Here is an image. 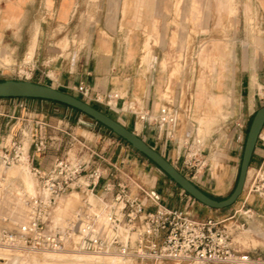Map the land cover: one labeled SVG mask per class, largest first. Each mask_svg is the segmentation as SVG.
<instances>
[{
  "label": "crops",
  "instance_id": "0c3cea01",
  "mask_svg": "<svg viewBox=\"0 0 264 264\" xmlns=\"http://www.w3.org/2000/svg\"><path fill=\"white\" fill-rule=\"evenodd\" d=\"M250 1L257 29L245 40L230 32L238 40L222 41L212 56L201 52L200 41L191 62L188 37L179 35L174 45L176 0H0V60L14 63L13 72L0 66V82L17 80V67L32 52L25 67L32 82L85 101L75 91L84 83L102 100L90 105L135 132L208 196L224 200L237 186L251 124L264 106V0ZM175 55L182 58L176 62ZM64 107L73 109L42 99L0 98V143L22 142L43 170L70 152L126 183L148 211L166 207L195 220H222L247 202L264 214V200L248 195L254 169L264 168V129L243 195L217 210L188 195L104 126L63 117ZM172 112L175 123L161 118ZM38 138L47 139L42 152L36 151ZM189 145L202 153L199 173L180 158ZM75 207L65 202L62 216Z\"/></svg>",
  "mask_w": 264,
  "mask_h": 264
},
{
  "label": "built area",
  "instance_id": "2783aa9c",
  "mask_svg": "<svg viewBox=\"0 0 264 264\" xmlns=\"http://www.w3.org/2000/svg\"><path fill=\"white\" fill-rule=\"evenodd\" d=\"M18 78L31 81L32 74L19 71ZM75 91L87 103L102 102L84 83ZM161 118L176 122L173 112ZM47 146L46 138L35 142L37 152ZM183 151L180 158L186 168L199 173L205 166L202 153L190 145ZM23 164L36 178L37 188L25 198L28 222L23 233L0 229V251L100 264H264L261 253L242 250L238 241L252 225L264 221V214L247 202L222 220H195L166 207L148 211L126 183L107 178L101 168L87 166L70 152L43 170L22 142L0 143V169ZM248 195L264 200L263 167L254 169ZM70 197H77L80 204L62 216L64 200Z\"/></svg>",
  "mask_w": 264,
  "mask_h": 264
},
{
  "label": "rangeland",
  "instance_id": "374dc122",
  "mask_svg": "<svg viewBox=\"0 0 264 264\" xmlns=\"http://www.w3.org/2000/svg\"><path fill=\"white\" fill-rule=\"evenodd\" d=\"M250 2V0H176L174 45L178 46L179 35H186L191 47V62H194L192 59L194 57L193 52L199 47L200 41L202 42L201 49H203L201 52L205 54V52L211 51L212 56L215 48L222 41L224 43L237 41L238 39L234 37L236 32H238L239 40H245L249 33L254 32L259 26L257 11ZM230 32L234 34L233 39H231ZM173 58L177 60L181 59L182 56L178 58L175 55ZM30 62L32 60L27 63L26 59L25 62L21 63V67H17V76H19V71L24 74L28 72L25 67ZM5 65L12 70L10 72L14 71V63L11 58L0 60V66ZM180 75V70L173 71L175 79L179 80ZM2 80H11V78L5 77ZM61 114L68 120L71 119L76 124L79 123V125L102 126L91 117L73 109L64 107ZM36 188V178L30 170L26 169L25 171L22 165H16L10 169H0V229H7L18 235L23 233L28 222L25 198ZM68 200L74 203L76 201V206L80 204L77 197L66 198L64 203ZM240 207H236V210ZM73 210L65 213L64 216H69ZM238 241L242 250L252 253L257 251L264 256V221L252 225L238 237ZM0 253L6 254L3 256L8 258L9 264H100L88 259L75 262L59 261L51 254L27 253L20 250Z\"/></svg>",
  "mask_w": 264,
  "mask_h": 264
},
{
  "label": "water",
  "instance_id": "95a60500",
  "mask_svg": "<svg viewBox=\"0 0 264 264\" xmlns=\"http://www.w3.org/2000/svg\"><path fill=\"white\" fill-rule=\"evenodd\" d=\"M0 98L42 99L57 102L78 110L113 132L116 136L128 142L136 151L143 154L146 158L157 165L188 195L201 204L217 210H223L234 206L243 195L254 151L264 129L263 106L256 112L250 127L236 188L227 199L216 200L208 196L190 179L185 177L174 165H172L159 152L146 144V142H144L135 132L129 130L108 114L71 94L62 92L52 86H46L28 80L11 79L0 82Z\"/></svg>",
  "mask_w": 264,
  "mask_h": 264
},
{
  "label": "bare ground",
  "instance_id": "6f19581e",
  "mask_svg": "<svg viewBox=\"0 0 264 264\" xmlns=\"http://www.w3.org/2000/svg\"><path fill=\"white\" fill-rule=\"evenodd\" d=\"M28 58H27V63L30 61V60H33V55L32 54H29L28 56H27ZM24 168V170L26 171V169L27 170H29V167H28V165L26 164H23L22 165ZM70 203V202H69ZM76 203V202H75ZM66 206H67V202H66ZM72 207V206H71ZM77 207V206H76ZM73 210V209H72ZM6 252V251H8V250H2V251H0V252ZM3 255H6V254H4V253H0V264H9L8 263V258H6V257H4ZM87 260V259H86Z\"/></svg>",
  "mask_w": 264,
  "mask_h": 264
},
{
  "label": "trees",
  "instance_id": "16d2710c",
  "mask_svg": "<svg viewBox=\"0 0 264 264\" xmlns=\"http://www.w3.org/2000/svg\"><path fill=\"white\" fill-rule=\"evenodd\" d=\"M74 110H76V109H74ZM76 111H78V110H76ZM79 112V111H78Z\"/></svg>",
  "mask_w": 264,
  "mask_h": 264
}]
</instances>
